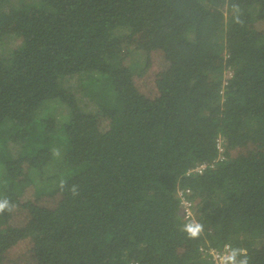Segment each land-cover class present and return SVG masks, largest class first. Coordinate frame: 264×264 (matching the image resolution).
<instances>
[{"label": "trees", "instance_id": "16d2710c", "mask_svg": "<svg viewBox=\"0 0 264 264\" xmlns=\"http://www.w3.org/2000/svg\"><path fill=\"white\" fill-rule=\"evenodd\" d=\"M162 42L149 98L127 62ZM3 198L0 260L18 235L36 264H264V0H0Z\"/></svg>", "mask_w": 264, "mask_h": 264}, {"label": "rangeland", "instance_id": "374dc122", "mask_svg": "<svg viewBox=\"0 0 264 264\" xmlns=\"http://www.w3.org/2000/svg\"><path fill=\"white\" fill-rule=\"evenodd\" d=\"M181 52L182 46H176L169 50L167 44L162 42L161 45L155 47L150 53L143 55L136 52L130 55L127 66L134 73L137 72L135 82L145 96L149 98L154 96L156 93L155 84L159 75L161 76L166 73V69L169 67L172 59L174 61ZM145 64L147 65L145 66ZM226 77H228V74ZM13 221L15 220H11L10 223H13ZM9 237L7 246H3L2 248L0 264H36L28 251V240L20 238L18 235Z\"/></svg>", "mask_w": 264, "mask_h": 264}, {"label": "built area", "instance_id": "2783aa9c", "mask_svg": "<svg viewBox=\"0 0 264 264\" xmlns=\"http://www.w3.org/2000/svg\"><path fill=\"white\" fill-rule=\"evenodd\" d=\"M230 73H228V77H230ZM215 148L217 150V156L214 160L207 163L196 164L191 167L187 171V176H197L202 175L206 170L212 169L216 162H221L223 160V155L221 154V140L220 137L216 141ZM190 194L189 190L180 191L178 193V199L180 202V206L182 207L183 218H184V226L191 225L196 226L195 220L193 219V215L191 212V203L186 199V197ZM199 250L203 253V255L207 256L212 262L216 264H227V257L231 254L230 248L228 245H224L220 249L214 248H199Z\"/></svg>", "mask_w": 264, "mask_h": 264}, {"label": "clouds", "instance_id": "9594fccd", "mask_svg": "<svg viewBox=\"0 0 264 264\" xmlns=\"http://www.w3.org/2000/svg\"><path fill=\"white\" fill-rule=\"evenodd\" d=\"M63 181H61V187H63ZM72 192L76 193V188L73 186ZM14 208V205L10 203L7 198L0 199V214H3L5 211L11 212ZM184 230L189 234L190 237L195 238L199 235L201 231V225L197 224L195 227L191 225H185ZM203 248V244L197 245V251L203 255L199 248ZM243 255V259L237 262V256ZM227 264H248V257L244 249H232L231 254L227 257Z\"/></svg>", "mask_w": 264, "mask_h": 264}]
</instances>
